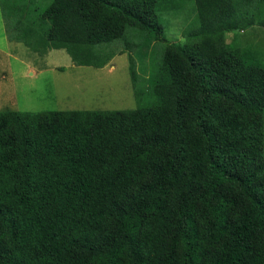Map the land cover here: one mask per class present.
<instances>
[{
  "label": "trees",
  "instance_id": "16d2710c",
  "mask_svg": "<svg viewBox=\"0 0 264 264\" xmlns=\"http://www.w3.org/2000/svg\"><path fill=\"white\" fill-rule=\"evenodd\" d=\"M188 1L145 105L0 111V264H264V47L226 42L264 27V0ZM26 2L0 0L12 37L93 67L165 42L158 13L183 8Z\"/></svg>",
  "mask_w": 264,
  "mask_h": 264
},
{
  "label": "rangeland",
  "instance_id": "374dc122",
  "mask_svg": "<svg viewBox=\"0 0 264 264\" xmlns=\"http://www.w3.org/2000/svg\"><path fill=\"white\" fill-rule=\"evenodd\" d=\"M25 1L30 6L45 7L51 0ZM182 1L183 8L176 16L170 12L158 13L165 42H141L134 38L131 41H138L139 45L134 44L133 49L117 42L114 48L121 51L103 67L76 65L62 48L44 50L38 44L32 49L7 31L12 27L6 26L0 8V111L116 110L145 105L150 101V85L168 80L166 68L160 66L165 43H184L186 30L192 25L194 14L190 12V2ZM228 33L227 43L242 46L257 42L264 47L262 26L254 25L235 35ZM130 55L134 73L130 70ZM257 62L264 64V53Z\"/></svg>",
  "mask_w": 264,
  "mask_h": 264
},
{
  "label": "crops",
  "instance_id": "0c3cea01",
  "mask_svg": "<svg viewBox=\"0 0 264 264\" xmlns=\"http://www.w3.org/2000/svg\"><path fill=\"white\" fill-rule=\"evenodd\" d=\"M2 14V13H1ZM5 33H6V30H5Z\"/></svg>",
  "mask_w": 264,
  "mask_h": 264
}]
</instances>
